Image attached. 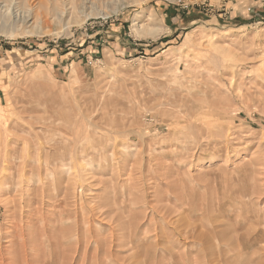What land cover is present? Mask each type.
<instances>
[{
	"label": "rangeland",
	"instance_id": "1",
	"mask_svg": "<svg viewBox=\"0 0 264 264\" xmlns=\"http://www.w3.org/2000/svg\"><path fill=\"white\" fill-rule=\"evenodd\" d=\"M140 2L0 24V264H264V0Z\"/></svg>",
	"mask_w": 264,
	"mask_h": 264
},
{
	"label": "bare ground",
	"instance_id": "2",
	"mask_svg": "<svg viewBox=\"0 0 264 264\" xmlns=\"http://www.w3.org/2000/svg\"><path fill=\"white\" fill-rule=\"evenodd\" d=\"M21 1L22 0H0V24H6V22L8 21H11L13 22L14 25H17V26H28L31 30L28 31V33H30L31 35L32 34H42V35H46L48 33V31L46 30V28H48L51 24L52 25H57V24H61L63 27L65 25H68L72 22V10H78V12L84 17H88V16H91V15H99L101 14L102 10L99 9V4H98V0H57V3L60 4V7L59 5H54V1L53 0L51 3L52 5L54 6V9L57 8V12L56 13H53V14H50V16H48V14H45L41 17V19H39V17H37V15L34 13L33 9H23L22 6H21ZM30 1V0H29ZM37 3L34 5V6H38L42 4V0H33V2H36ZM46 1V0H45ZM110 1V0H109ZM125 1V0H124ZM141 0H132L133 3H135L136 5H140ZM131 2V1H130ZM101 3V2H100ZM32 5V4H31ZM118 5V4H117ZM109 6V5H108ZM33 7V6H32ZM39 7V6H38ZM114 7V6H113ZM116 7V6H115ZM112 8V7H111ZM40 9V8H39ZM41 10V9H40ZM51 12V11H50ZM104 12V11H103ZM43 13V12H42ZM75 14V13H74ZM39 15V14H38ZM68 19V20H66ZM85 20V19H84ZM88 20V19H87ZM78 23H80L78 21ZM83 23V21L81 22V24ZM10 23H8L9 25ZM12 25V24H11ZM51 25V26H52ZM137 25V24H135ZM142 25H140V27H136L135 26V29H134V32L137 34V36L141 35V33H144L145 34V37H149V38H156L160 35L161 31L159 28H152L151 29H143L141 28ZM145 26V25H144ZM58 27V26H57ZM59 28V27H58ZM56 30V29H55ZM27 33V32H26ZM139 34V35H138ZM12 37V36H11ZM46 84V83H44ZM240 96V95H239ZM59 104V103H58ZM123 105V104H122ZM213 106V105H211ZM52 108V107H51ZM54 108V107H53ZM214 108V106H213ZM215 109V108H214ZM118 111V110H117ZM193 113V112H192ZM30 114V113H29ZM33 114V113H32ZM191 114V113H190ZM82 118V117H81ZM80 121L82 122V120L80 119ZM84 121V120H83ZM99 122V121H98ZM75 123V122H74ZM78 123V122H76ZM84 123V122H83ZM116 123V122H115ZM49 125V124H48ZM75 125V124H74ZM77 125V124H76ZM81 125V123H80ZM91 125V124H90ZM49 127V126H48ZM78 127V126H76ZM97 127V126H96ZM191 127V126H190ZM100 128V127H99ZM98 128V129H99ZM42 129V128H41ZM58 130V128H56ZM61 128H59L60 130ZM73 129V128H71ZM76 129V128H75ZM96 129V128H95ZM110 129V128H109ZM52 130V129H51ZM105 130V129H104ZM86 131V130H85ZM99 131V130H98ZM106 131V130H105ZM201 131V130H200ZM214 131V130H213ZM4 132V130H3ZM103 132V131H102ZM109 132V130H108ZM107 132V133H108ZM116 132V131H115ZM121 133V131H120ZM87 134V133H86ZM114 134H118V133H114ZM71 135V134H70ZM104 135V134H103ZM105 135H106V132H105ZM120 135V134H119ZM47 136V135H46ZM86 136V135H85ZM81 138V136H79ZM107 137V136H106ZM44 138V137H43ZM55 138V137H54ZM83 138V136H82ZM45 139V138H44ZM79 140V139H78ZM77 141V140H76ZM82 141V140H81ZM80 141V143H81ZM51 142V141H50ZM74 142V141H73ZM79 142V141H77ZM91 142V140H90ZM28 143V142H27ZM66 143V142H65ZM76 143V142H75ZM83 143V142H82ZM89 143V142H88ZM110 143V141H109ZM29 144V143H28ZM33 144V143H32ZM41 144V143H40ZM43 144V143H42ZM41 144V145H42ZM79 144V143H78ZM45 146V145H44ZM75 146V145H74ZM78 146V145H77ZM80 146V144H79ZM89 146V144H88ZM25 147V146H24ZM27 147V146H26ZM25 147V148H26ZM84 147V145H83ZM82 147V148H83ZM101 147V146H100ZM75 148V147H74ZM112 148V147H111ZM95 149H96V146H95ZM108 149H109V146H108ZM26 150H28L26 148ZM74 150V149H73ZM79 151V149H77ZM107 150V149H106ZM101 151V150H100ZM110 151V150H109ZM116 151V150H115ZM71 152V151H70ZM74 152V151H73ZM88 152V150L86 151ZM39 153V152H38ZM83 153V151H82ZM117 153V152H116ZM78 154V153H77ZM99 154V152H98ZM110 154V153H109ZM108 154V155H109ZM115 154V153H113ZM9 155V154H8ZM27 155V154H26ZM34 155V154H33ZM75 155V154H73ZM83 155V154H81ZM100 155V154H99ZM105 155L107 156V154L105 153ZM111 155V154H110ZM5 156V155H4ZM39 156H40V153H39ZM76 156V155H75ZM80 156V155H79ZM27 157V156H26ZM69 157V156H68ZM115 157V156H114ZM34 158V157H33ZM41 158V157H40ZM73 158V156H72ZM42 159V158H41ZM71 159V157H70ZM79 159V158H78ZM108 159V158H107ZM111 160V159H110ZM66 161V160H65ZM70 161V160H69ZM68 161V163H69ZM79 161V160H77ZM81 161V160H80ZM1 162V161H0ZM75 162V161H74ZM106 162V161H105ZM16 163V162H15ZM67 162H65L66 164ZM82 163V162H80ZM80 163H76L79 167V164ZM43 164V163H42ZM64 164V162H63ZM33 165V164H32ZM35 165V164H34ZM69 165V164H67ZM66 165V166H67ZM77 165H76V168H77ZM85 165V164H84ZM70 167V166H69ZM82 167V166H81ZM71 168V167H70ZM69 168V169H70ZM84 168V167H83ZM36 169V168H35ZM92 169V167H91ZM137 169V168H136ZM135 169V170H136ZM45 170V169H44ZM132 170V168H131ZM48 171V170H47ZM70 171V170H69ZM75 171V170H74ZM73 171V173H74ZM133 171V170H132ZM78 172V171H76ZM32 173V172H31ZM37 173V172H36ZM81 173V172H80ZM45 174V173H44ZM53 174V173H52ZM75 175V174H74ZM120 175V174H119ZM31 176V175H30ZM36 176V175H35ZM54 176V175H53ZM52 176V177H53ZM79 176V174H78ZM85 176V175H84ZM83 175L81 177H84ZM49 176H47L46 178H48ZM86 177V176H85ZM32 178V177H31ZM34 179V178H33ZM55 179V178H54ZM80 179V177H79ZM83 179V178H81ZM72 180V179H71ZM84 180V179H83ZM82 180V181H83ZM87 180V179H86ZM78 181V179H77ZM81 182V181H80ZM37 183V182H36ZM77 183V182H76ZM74 184V183H73ZM47 185V184H46ZM74 186V185H72ZM79 186V185H78ZM77 186V187H78ZM15 187V186H14ZM32 187V185H31ZM71 187V186H69ZM72 188V187H71ZM17 189V188H16ZM32 189V188H31ZM75 189V188H74ZM77 189V188H76ZM75 189V190H76ZM45 190V188H44ZM81 190V188H80ZM74 191V190H73ZM78 191V190H77ZM83 191V190H81ZM4 192V191H3ZM2 192V193H3ZM43 192V191H42ZM45 192V191H44ZM72 192V190H71ZM76 193V192H75ZM79 193H82V192H79ZM44 195V194H43ZM71 195V194H70ZM29 196V195H28ZM73 196V195H72ZM72 196H69L72 198ZM75 196V194H74ZM76 198V197H75ZM74 198V199H75ZM70 199V198H69ZM25 201V200H24ZM23 202V201H22ZM72 203H75V202H72ZM21 204V203H20ZM78 204V203H77ZM23 206V205H22ZM24 208V207H22ZM90 211V210H89ZM44 217V216H43ZM46 217V216H45ZM112 218V217H111ZM45 219V218H44ZM118 219V217H116V220ZM45 222V221H44ZM119 223V222H118ZM18 224V223H17ZM16 224V225H17ZM45 224V223H44ZM23 226V225H22ZM47 227V226H46ZM32 228V227H31ZM34 228V227H33ZM80 228V227H79ZM85 229V228H84ZM64 230V229H63ZM91 230V229H90ZM49 232H52V231H49ZM90 233V232H89ZM17 235V234H16ZM47 236V235H46ZM78 236V235H77ZM80 237V236H78ZM90 237V236H89ZM32 238V237H31ZM59 239V242H60V238ZM73 239V238H72ZM76 239V238H75ZM24 240V239H23ZM48 240V239H47ZM63 241V240H62ZM77 241V240H76ZM80 241V240H79ZM94 241V240H93ZM95 242V241H94ZM51 243V242H50ZM53 243V242H52ZM61 244V243H60ZM64 244V243H63ZM77 244V242H76ZM52 245V244H51ZM50 245V246H51ZM118 245V244H117ZM56 246V245H55ZM48 247V246H47ZM54 248V246H52ZM62 247V246H61ZM156 247V246H155ZM46 248V247H45ZM57 249V248H56ZM98 249V247H97ZM47 250V249H46ZM77 250V249H76ZM164 250V249H163ZM77 252V251H76ZM111 252V251H110ZM169 254V253H168ZM174 254V253H173ZM59 255V254H57ZM170 255V254H169ZM3 258V257H2ZM56 260V259H55ZM65 260V258H64ZM67 260V259H66ZM97 260V259H96ZM99 260V259H98ZM9 262L8 264H30L29 263V260H28V255L26 254V246H23L22 247V259L20 261L16 260V259H10L9 258ZM17 261V262H16ZM57 261V260H56ZM70 261V260H69ZM68 262V261H67ZM71 262V261H70ZM73 262V261H72ZM97 262V261H96ZM55 263V262H54ZM34 264V263H33ZM37 264V263H36ZM72 264V263H71ZM75 264V263H74Z\"/></svg>",
	"mask_w": 264,
	"mask_h": 264
}]
</instances>
